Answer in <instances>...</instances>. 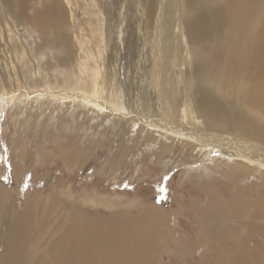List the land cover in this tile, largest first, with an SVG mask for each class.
I'll return each instance as SVG.
<instances>
[{
    "label": "rangeland",
    "instance_id": "obj_1",
    "mask_svg": "<svg viewBox=\"0 0 264 264\" xmlns=\"http://www.w3.org/2000/svg\"><path fill=\"white\" fill-rule=\"evenodd\" d=\"M62 1L29 0L28 13L33 16L39 9L46 8L47 2H53L54 7ZM105 1L89 0L88 8L97 4L100 12L92 14L91 10H85L84 28L72 29L67 25L68 34H77V37L72 39L65 35L67 44L61 46L60 38L53 36V28L46 34L27 19L11 22V25L0 21V214L2 209L11 208L23 215L28 201L41 194L45 199L50 195L51 204L49 201L47 204L59 210L51 192L69 186L78 199H82V195L98 198L91 207L104 211L109 208L107 205L114 204L115 209L122 204V208L130 210L131 225L142 224L136 215L145 208L154 210L158 205L155 210L161 213L163 221L156 222L160 225L158 239L152 245L159 247L161 258L157 264H264V254H256L257 248L264 245V215H256L260 207L264 208V167L223 156L225 151L233 150L228 143H243L236 131L221 130L217 135L222 139L216 146L213 140L206 145L194 141L187 135L193 130L186 127L168 126L181 123L188 115L185 105L174 103L178 86L170 83L169 77L159 78L156 72L154 75L146 72L149 67L143 63H127L123 51L114 54L111 49H105L102 38L104 32H108L102 21ZM166 1L159 0V4L165 7ZM188 13L184 9L180 16ZM161 15L159 19L164 13ZM2 38L7 41L3 42ZM215 39L206 37L207 41L204 39L202 44L191 46L199 49L182 46L179 53L184 56L200 49L205 53L209 48L212 50ZM22 43L30 49L13 61L18 66L25 64L26 69L32 66L33 76L23 69L15 82L9 76L12 71L9 74L6 71H9L7 57L13 55L12 47L20 48L24 46ZM75 44L81 49L80 56H70L57 65V59L68 55L69 47L74 49ZM150 58L147 53V61ZM26 77L31 78L30 82ZM165 82L173 86L172 91L160 95L159 88ZM64 85L70 89L65 91H73L75 102L69 103V99L50 93V87L63 88ZM31 87L32 92L46 90L44 94L29 96L15 92L18 88ZM111 88L114 91H110ZM218 92L225 100H239L238 94L227 89L221 88ZM243 110L261 119L260 124L264 123L262 112L247 106H243ZM219 123L227 125L224 120ZM143 124H151V128ZM210 124L220 130L213 122ZM173 131L179 137L172 135ZM224 137H229V141L225 142ZM193 143L201 149H196ZM14 149L19 151L16 153ZM18 152L23 155L17 163L13 155L18 157ZM73 152L79 153L77 165L67 159ZM201 217L205 222L200 223ZM146 227L152 229V224ZM204 238L208 241H202ZM217 253L225 255L226 260L217 261Z\"/></svg>",
    "mask_w": 264,
    "mask_h": 264
},
{
    "label": "bare ground",
    "instance_id": "obj_2",
    "mask_svg": "<svg viewBox=\"0 0 264 264\" xmlns=\"http://www.w3.org/2000/svg\"><path fill=\"white\" fill-rule=\"evenodd\" d=\"M88 2L89 0H63L54 7H52L53 2H47L46 8L39 9L35 15L30 16L28 13L29 0H0V21L10 22L11 25V22H22L27 19L31 25L46 34L49 29L53 28V36L60 38L58 39L59 46L66 45L68 39L64 38L65 35L72 39L77 37V34H68L67 25H70L72 29L76 26L84 28L82 22L84 11L91 10L92 14L100 12L97 4L93 8H88ZM166 2L167 5L164 7L159 4V0H106V7L102 12L104 17L102 21L105 22L103 25H106L105 29L108 30V32L105 30L106 33L104 32V37H102L105 49H111L114 54L116 52L118 54L119 50L123 51L124 54H122L127 63L132 62L137 65L143 63L149 67L146 72L152 75L156 72L159 78L169 77L168 81L178 86L179 91L174 103L185 105L188 115L183 117L181 123L168 124V126L174 129H178V126L186 127L193 130V133H187V135L192 136L194 141L206 145L213 140L216 146L222 139V136L217 135L221 133V130L236 131L243 139V143H228L227 145H231L233 150L225 151L223 156L236 157L237 160L241 158L247 163L264 167V123L260 124L261 119L243 110V106H247L264 114V0H169ZM184 9L189 13L182 17L180 13ZM162 12L164 15L159 19ZM91 36L93 37V34ZM206 37H216V44L213 43L212 50L207 46L209 51L205 53L200 49L189 51L187 55L183 54L184 56L180 55L182 46L190 48L206 40ZM1 40L7 41L6 38ZM3 42L1 45H4ZM22 44L24 46L20 45V48L12 47L13 55L9 54L7 57L9 71L8 69L6 71L8 74L12 71L9 76L15 79V82H18V72L26 67L25 64L18 66L13 60L30 49L24 43ZM73 46L74 49L72 46L69 47L68 55L65 54L62 59H57V65L63 64L70 56H80L81 49L76 48L78 46L76 44ZM195 47L199 49L197 46L190 49ZM147 53L151 56L150 61H147ZM31 68L32 66L26 71L32 75ZM25 79L29 82L31 80L30 77ZM39 81L42 82L41 78ZM165 83L161 86L162 89L159 88L160 95L170 94L172 91L173 86L168 82ZM194 85L196 87L192 88ZM221 88L238 94L239 100L233 102L235 100L229 101L221 98L218 92ZM27 89L18 88L15 92L20 91L21 94L29 96L31 93L44 94L46 90L32 92V87ZM67 89H69L68 85H64L63 88L61 86L50 87V93L69 99V103L75 102L76 100L72 97L73 91L69 92L70 89L65 91ZM110 91L114 89L111 88ZM236 105L239 107L237 108ZM222 120L227 122L226 126L219 123ZM210 122H213L220 130H215ZM144 126L151 128V124ZM171 134L179 137L176 131ZM164 136L172 138L170 135ZM224 141H229V137H224ZM193 144L196 149L200 148L197 144ZM16 151L19 150L16 149ZM189 154L191 157V153ZM18 155L19 158L13 155L17 163L23 154L18 152ZM78 155L77 152L70 153L67 159L68 161L71 159L74 165H77L80 163L75 162L78 161ZM43 162L50 163L48 160H43ZM234 177L233 179H236ZM68 188L53 189L55 191L51 192L59 210L47 204L48 201L50 202V195L47 193L45 195H48L49 199H45L44 194H41L42 197L40 195L37 198H31L32 201H28L29 205L23 215H19L11 208L1 210L0 264L158 263L161 258L159 247L152 246L158 239L157 231L160 225L156 222H159L158 219L163 221L161 213L158 214L155 210L158 205L154 210L151 208V211L150 208L146 210L144 207V212L136 215L141 219L142 224L131 225L133 218L130 216V210L122 208L121 202L122 207L114 209L113 204V206L110 205V209L107 205L109 208L103 211L91 207L96 202L94 199L98 198L93 199L92 196L83 198L84 195H82V199H78L75 190ZM258 213L264 215V208L260 207L256 215ZM203 216L206 218L205 214ZM152 220L154 223H151ZM147 224H152V229H148ZM202 241H208V238ZM218 254L221 253H217V256ZM256 254H264V245L257 248ZM218 260L225 261V255H219Z\"/></svg>",
    "mask_w": 264,
    "mask_h": 264
}]
</instances>
